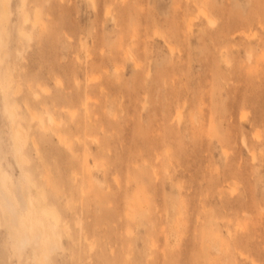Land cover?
<instances>
[{
  "label": "rangeland",
  "instance_id": "rangeland-1",
  "mask_svg": "<svg viewBox=\"0 0 264 264\" xmlns=\"http://www.w3.org/2000/svg\"><path fill=\"white\" fill-rule=\"evenodd\" d=\"M0 180V264H264V0H0Z\"/></svg>",
  "mask_w": 264,
  "mask_h": 264
},
{
  "label": "bare ground",
  "instance_id": "bare-ground-1",
  "mask_svg": "<svg viewBox=\"0 0 264 264\" xmlns=\"http://www.w3.org/2000/svg\"><path fill=\"white\" fill-rule=\"evenodd\" d=\"M24 24H25V22H24ZM21 32L23 33V35L27 34L25 31H21ZM3 110L5 113H9L12 117H15V113L10 109V107L8 106L6 101L3 104ZM49 119L51 120V117ZM12 131L14 132L13 129H12ZM21 151H22V147L18 143H16L15 144V157L17 159V162H19V160L21 158L20 157ZM26 178L28 179V176H26ZM15 193L18 194V196L22 200L21 205L18 204L14 200L12 194H15ZM23 209H27V210L29 209L26 193L22 190L18 191L14 187L8 186V184L4 185L0 180V210L3 211L4 216L9 218L11 225L13 227H16L18 225V222H19V219H20V216L22 214ZM43 210L46 213L50 214L55 221L58 220V215L55 211H50V209H48L47 207H43ZM37 233H38L37 235H40L42 233L41 228L37 229ZM33 239H34V235L29 230L28 222L25 221L23 223V225L20 227V234L17 238L18 247L22 248L25 244L33 241ZM58 242H59V240L57 239V237H55L50 242H48L46 244V248L48 250V253H52V251L55 250L57 245L59 246ZM47 256H48V254H45V255H43V258H46ZM37 264H42V263L37 262Z\"/></svg>",
  "mask_w": 264,
  "mask_h": 264
}]
</instances>
